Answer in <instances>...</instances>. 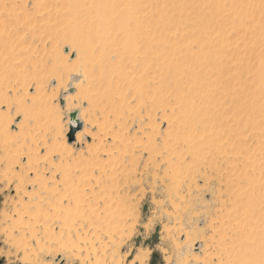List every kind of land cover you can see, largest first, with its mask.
<instances>
[{
    "label": "rangeland",
    "instance_id": "374dc122",
    "mask_svg": "<svg viewBox=\"0 0 264 264\" xmlns=\"http://www.w3.org/2000/svg\"><path fill=\"white\" fill-rule=\"evenodd\" d=\"M72 1L0 0V264H255V230L264 245V175L255 177V161L264 163V0L124 2L162 38L151 112L122 77L142 89L139 72L98 49L84 56L70 37L78 23L87 39L96 3L123 2L80 0L83 19ZM218 40L213 68L184 59L197 41ZM55 187L77 199L50 227L45 197Z\"/></svg>",
    "mask_w": 264,
    "mask_h": 264
},
{
    "label": "bare ground",
    "instance_id": "6f19581e",
    "mask_svg": "<svg viewBox=\"0 0 264 264\" xmlns=\"http://www.w3.org/2000/svg\"><path fill=\"white\" fill-rule=\"evenodd\" d=\"M126 1L128 0H121V2H123V7H119L120 5L117 3L110 4L108 7L106 5H103L101 2L96 3V6L93 7L91 11L97 12L98 16L90 20L89 21L90 23L88 22V24L90 25H88L87 28L90 27V30L88 32H85L86 35L84 34L85 36H87V39L85 40L82 39V33L80 29L76 28L78 26H81V25H78V23L72 26L71 28L72 33L70 34V37L73 38V40L77 43V45L80 46V50H81L80 52H82L84 56L85 54L91 53V51L98 49L99 52L106 55V57L109 58L110 56L111 58H114L117 63L121 62L124 64V62H126L133 68V70H135L136 72H139V75L141 77L138 80L141 82L142 89L140 86H138V84L135 83L136 80H133L132 78H128L126 74H123L122 77H123V80H126L127 85H129V87L132 88V92L135 93L138 102L145 104L148 110L151 112L152 111L151 109L157 107L160 103L158 99V94H159V88H160V71L162 68V60H163L162 51H161L162 38L160 37V30H159L158 25L154 24L155 26H153L150 24H145L144 23L145 18L140 17V16L135 17L133 15V12L131 11L132 9L131 8L128 9V4L124 3ZM79 2L80 0L79 1L73 0L71 3L70 11L72 15L81 14L80 18L84 19V16L88 15L89 12L88 11L80 12L78 9ZM136 3H138V0H136ZM89 19L90 17L88 18V20ZM91 23H94V24H91ZM262 31H263V26H262ZM259 33H261V30ZM259 36H262V35L260 34ZM221 40L220 41L218 40L219 43L217 44H214L213 43L214 41L208 42V43H206L205 41H197L196 42L198 43L197 50L195 52L189 51L190 53L187 52L186 55L184 54L185 55L184 59H186L192 65H194L193 67L201 68L202 64L200 65L198 63V60L203 58L207 62V64L203 65V68L205 66H208L209 68H213L216 64L215 56L218 53H222L221 51H223V43L221 42ZM179 66L181 65L179 64L178 61L177 63L175 62L167 63V71L168 72L170 71L173 72L176 70L179 71ZM118 68L119 67H117L115 71L112 72L114 75L118 72L117 70ZM106 71L107 72L105 73L104 76H107L110 74V70H106ZM188 73H189L188 76H192L191 79H193V81L199 85V83L196 82L197 71L194 70L193 68V70L192 71L190 70ZM104 76L100 77L99 84H101L100 86L104 87L106 90H110L114 84H112L110 81L107 82V79ZM143 82H145V89H144ZM261 85L264 86V67H263V72H262ZM115 87L114 89H116ZM192 90L195 91V89H192ZM108 98L109 97L106 96V99ZM147 101H148V104H147ZM112 104L114 106H117L115 103H112ZM148 105L151 109L148 107ZM186 105L188 106L187 111H186L187 116L190 117V119L195 120L196 117L198 116L199 110H197L198 112L192 110V106H191L192 104L190 102H187ZM120 112L121 111L119 110L118 113ZM73 123H74V120H73ZM262 174L264 175V163H259V162L256 163L255 161V177L259 176L260 178L261 176V179H262ZM259 178L258 179L255 178V191L258 190L260 187ZM64 196L65 195H63L59 190H56V187L50 191H47L46 197L44 196L47 199L46 201L47 206L51 208L50 210H52L53 217L51 218L50 223H49L50 227L51 225L55 226L56 223L53 221L55 220L54 217L59 218V216H61V213L65 208L64 204L67 202L66 204L69 206V203H75V200L77 199V198L75 199L73 196L71 197L69 196L70 198L69 200H67ZM40 203L39 201L35 203L37 206L36 207L37 210H40L39 209L41 207ZM96 212L97 211L93 209V210H90L89 213L88 212L87 213L89 216L92 215L97 218L99 215H98V212L97 213ZM258 212H259V202L257 201V196L255 194V213L257 214ZM63 225H64V221H63ZM63 225H60V226H63ZM258 243H259L258 233L255 230V264H264V245H259ZM242 255H244V253ZM242 260H243V257H242Z\"/></svg>",
    "mask_w": 264,
    "mask_h": 264
},
{
    "label": "water",
    "instance_id": "95a60500",
    "mask_svg": "<svg viewBox=\"0 0 264 264\" xmlns=\"http://www.w3.org/2000/svg\"><path fill=\"white\" fill-rule=\"evenodd\" d=\"M72 91H73L72 88H70L68 90V92H72ZM76 116H77V112L76 111H73V112L70 113V117L76 118ZM80 128H81V122L77 119L75 125L70 127V131L67 134V137H68V141L69 142H71V141L74 140L75 132L77 130H79Z\"/></svg>",
    "mask_w": 264,
    "mask_h": 264
}]
</instances>
